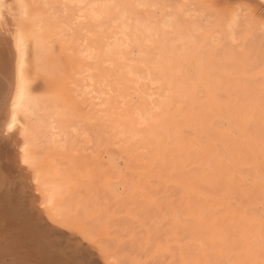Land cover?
I'll return each instance as SVG.
<instances>
[{"label":"rangeland","instance_id":"obj_1","mask_svg":"<svg viewBox=\"0 0 264 264\" xmlns=\"http://www.w3.org/2000/svg\"><path fill=\"white\" fill-rule=\"evenodd\" d=\"M78 1L87 6L90 2V0ZM119 1L123 0H116V2ZM30 2L24 9L23 15H27H24L25 22L22 19L23 15L20 16L21 19H18L19 15L16 13L12 0H4L3 5L5 6L1 8L0 26L3 30L9 23L15 22L14 25L19 24L18 26L27 29L30 25L28 23L33 20L30 16L35 17L34 12L39 18L41 17L45 26L46 39L35 47L39 54L31 52L34 48V45L30 47L31 41L29 42L30 48L27 49V69L32 76L31 88L34 98L32 100L36 103V110L34 103L33 105L34 110L37 111V113L34 111L35 115L33 114L34 116L30 119L29 134L33 137L32 141L35 140L34 145L31 143L30 147H33L32 153L36 157L33 159L36 167L39 166L38 170L48 173L50 178L55 180V189L57 188L55 201L60 211L56 218L47 217L36 211H33L34 214H32V208L28 207L30 204L27 202L29 200L27 188L19 190L23 187L22 181L19 182L13 178L15 182L17 180L14 183L12 175L4 173L6 162L3 163L2 160L5 159L2 158V155L4 148L7 146L8 149L9 146L7 142H0V168L2 170L0 180L1 178L5 179L4 184L0 183V185L2 188L3 185L5 187L6 180H8L7 185L8 182L10 183L8 186L6 185V188L9 187V189H0V191H4V193L0 192V227L5 224L0 228V264H56V261L62 258L61 251L64 248L76 244L84 238L88 240L85 251L86 259L90 264H264V195L262 198L257 196L253 188V191L249 190L246 195L239 196L240 211L236 213L214 212L215 214L212 212V215H206L207 218L203 213L198 217L197 212L189 211L190 207L186 208V205L190 204L195 207L196 203L202 201V205L206 203L203 205L205 206L210 202L209 197H207L208 202H205L206 199L203 198V195L199 196L200 200L194 196L185 198L177 187L170 186L167 189L168 186L160 185L158 180L155 181L154 177L152 178L150 172L149 177L140 181L134 171L139 167L138 160H144L147 155L143 147L147 144V138H159L162 134L159 127L154 128V125L158 123V117L156 120L155 117L162 104L173 94L172 89L169 88L173 86V82L183 83L182 94L187 95L196 89L200 98L207 100L216 97L219 93L224 96L222 91H226V84H223V77H220V69L239 72L231 74L232 77L237 74L242 75L240 72H246L249 76L254 72L264 71V33H260L256 29L257 33L263 35L253 34L255 28H252L253 23L255 26L257 24L255 19L254 22L252 21L253 16L258 17L264 9L254 11L255 13L249 9L247 11L244 6L247 0H137L135 5L143 4L147 7H133L128 9L126 14L115 11V15L111 19L107 18L109 21L106 24V18L99 22L94 20L93 10L84 8L85 6L77 9L71 7L73 0H31ZM105 2H110V0ZM65 4L69 5L67 12L63 7ZM232 7L233 10H237H234L236 12L233 16L236 18L235 24L233 23L235 28H232L234 31L232 30L230 35H227L228 39L223 40V33L219 30V20L221 16L223 17V10ZM81 12L82 14H79ZM249 12L252 15L248 14ZM125 15L127 20H125ZM74 18L76 19L74 20ZM177 18L182 24L177 23ZM3 20L7 24H3ZM6 20L10 22L8 23ZM15 20H18L19 23ZM12 23L11 25H13ZM111 30L114 35L108 32ZM108 34L113 37H109L106 42V46L109 48L106 46L102 48V44L104 45L105 42H101L107 40L106 35ZM138 37L144 40H140L142 43L145 42L144 45L138 43ZM112 39L114 40L112 41ZM157 43H159L158 47ZM115 46L120 47L119 50L116 49V52L115 49H112L116 48ZM101 50L105 51L101 55L103 60L108 57L112 58L113 52L118 57L122 56L127 59H124V62H122L123 59H120L121 57L119 58L121 61L117 59L122 65L119 67L121 71H127L124 74H128L126 77L130 79V83H133L136 94L139 96L131 105L130 111L135 119L130 124L129 131L124 130L120 119L113 122L111 118L112 114L110 115L108 109L110 103L107 100L110 97L109 94L115 92L112 84L115 81H109L108 74L99 68L100 60L97 62V59H100ZM111 50L113 51L110 52ZM106 52H110L109 56H106ZM124 53H126L125 56ZM75 54L79 56L76 57ZM82 56L85 61L81 58ZM116 57L115 60L112 58L115 63L109 59L110 63L107 62L104 65L111 64L110 68H112L114 64H118ZM77 60L82 63L79 61V65L76 64ZM125 62L127 64L124 69L122 63L125 64ZM78 67L80 69H77ZM97 74L100 77L101 74L102 76L104 74L109 86L103 82L105 80H102V77L98 76L96 79ZM251 75L250 77H252ZM241 79L246 80L247 78L243 79L242 77ZM250 84L252 85V82ZM230 95L229 99L237 103L235 95ZM105 98L107 99L105 100ZM104 106V110H108V115L111 116L109 119L103 110ZM122 106L125 107L124 104ZM40 113L45 119L40 117ZM35 119L36 123L40 119L38 121L40 126L35 124L33 121ZM224 123L225 127L224 125L222 127L225 128L227 140L223 142L226 151L223 153V157L224 159L230 157L235 168L239 166L238 168L241 167L240 169L245 171L247 165L243 163L245 159H248L246 152H249L252 143L249 141L257 139V132L250 127L240 136L242 132H239L235 126L226 127V122ZM111 124L112 126H110ZM113 124L116 127L112 130ZM32 128L36 129L35 137L33 136L34 132L31 131ZM117 129H120L119 132ZM36 131L39 133L37 134ZM246 135L248 136L246 137ZM228 140L232 143L231 148L227 145ZM244 147L246 148L244 149ZM110 149L112 152L109 151ZM132 154L134 155L132 156ZM239 155L240 157H238ZM224 159L218 160L221 162H215L217 166L213 169L215 172L213 176L216 178L220 173L222 174L219 165H222ZM142 169L147 168L143 167ZM131 179L132 181H129ZM11 189H13V193ZM24 190L26 191L24 192ZM16 191L26 194H24L25 196L22 194L23 197L18 193L19 199L18 194L14 193ZM143 193H148L147 195H151L152 198L143 199L145 197ZM12 194H15L14 196L19 199V202ZM168 195H171V198L170 196L167 198ZM2 196L4 199L1 198ZM21 197L23 199L27 197V201ZM149 199L153 200L155 204L149 205ZM258 200L260 201L258 202ZM9 201L14 206L11 207ZM13 202L15 203L13 204ZM154 207L155 211L152 210ZM28 208L31 212H28ZM9 209L12 213L8 211ZM15 209L19 211L16 212ZM176 209L179 213L182 212L180 214L182 217H180L179 223L177 222L172 228L167 227V224L161 219L162 215L159 210L169 212ZM155 214L159 216L157 217ZM185 214L188 216L186 217ZM27 215L30 217L28 218ZM40 216L42 217L40 218ZM197 217L198 219H196ZM183 220L184 222H182ZM199 220L201 222H198ZM225 221L228 223L225 225L229 226L228 228L221 224ZM51 226L55 227V243L49 239ZM5 240L7 242H4ZM241 240L245 243H242Z\"/></svg>","mask_w":264,"mask_h":264},{"label":"bare ground","instance_id":"obj_2","mask_svg":"<svg viewBox=\"0 0 264 264\" xmlns=\"http://www.w3.org/2000/svg\"><path fill=\"white\" fill-rule=\"evenodd\" d=\"M30 1L29 0H12V2L14 4V8H16L15 10L17 11V12L15 11V12L19 15L18 19H21L22 15L24 13V9H25V7H27L26 5L29 4ZM32 1H34V0H32ZM84 1H86V0H84ZM97 1L99 2V4H102L103 2L108 1V0H90V2L92 4L98 3ZM136 1L137 0H123V1H119V2L121 4L135 5ZM90 2L88 3V6L91 5ZM3 3H4V0H0V17H1V12H2L1 8L2 7L4 8V6H5V5H3ZM244 4H245L244 6H246V10L249 9L253 13H255L254 11L261 10V8L264 9V0H247V2H245ZM88 6L85 5L84 8L87 7V9L93 10V13H95L96 15H100L101 12L103 11V9H98V8L92 9V8H89ZM11 8L12 7L10 6V10L12 11ZM132 8L133 7H130L129 10ZM238 9L240 10V8H238ZM234 10H236V9H234ZM234 10H233V7L228 8V9L225 8L223 10V17L221 16V19L219 20L220 21V26H219L220 29L219 30H220V32L223 33V35H222L223 40H227L228 39L227 35L228 34L230 35L231 31L233 30L232 28H235V27H233V23L235 24L234 21L236 18H234L233 16L235 15V12L237 10L236 11H234ZM244 10H245V8H244ZM249 10H247V11H249ZM137 12L140 13V11H137ZM232 12H233V14H232ZM240 13H241V11H240ZM14 14L15 13L13 12V15ZM36 14L37 13L34 12V16H35L34 18H33V15L31 14L32 16H30V17L33 20L29 18L32 21L30 23L27 22L28 24H30L27 29H26V27L18 26L19 24L14 25L13 23H15V22H13V23L11 22L13 24V25H11V23H9L10 21L8 22V20L10 19L9 17H8L9 19L6 21L9 23L10 26L7 25L9 27L6 26L3 28V30L1 29V26H0V142H3V141H4V143L7 142L8 146H9L8 149H7V146L4 148L5 150L3 151V155H2L3 156L2 158L5 159V160H2L3 163L6 162V165L4 164L6 166L4 173H5V175L6 174L12 175L11 176L12 179L15 178L19 182L22 181L21 183L23 185L18 184V185L23 186L19 190H22L23 188L24 189L27 188L26 189V190H28L27 197H29V200L27 201V197H26V199L25 198L24 199H25V201H27L30 204L29 205L26 203L27 205H29L28 207L32 208V214H34L33 211H36L39 214L45 215L47 217L56 218V216L58 215V212L60 210H58V208L56 206V201H55L56 196H57L56 195L57 194V191H56L57 188L55 189V180L52 177L50 178L48 173L41 172L38 170L39 166L36 167V165L34 163V159H33L35 157V156H33V153H32L33 147L32 148L30 147V144L31 143L33 144V142L35 141V140L32 141L33 137L31 136V134H29L30 119L32 116L35 115V113H37V111H35L36 110V105H35L36 103H34L33 102L34 100H32V99H34L33 94H32L33 93L32 88H31L32 76L30 75L31 73H29V71L27 69V66H28L27 49L29 47V42L31 41L33 44L31 43L30 47L32 45H34V48L33 49L31 48L32 49L31 52L33 51V53H35L36 55H37V53L39 54V51L37 49H36L37 50V52H36L35 47H37L38 44L40 45V42H42V40L46 39L45 38L46 37L45 36L46 35L45 34V26L41 21V17L39 18ZM79 14H82V12ZM248 14L252 15V13H250V12ZM24 15H26V14H24ZM114 15H115V10H113L111 16L105 17L106 18V20H105L106 24H108V21H109L108 19H111V17H113ZM251 15H249V16H251ZM254 16H253V20H252V17H250L251 18L250 20H252L254 22V19H255L257 24L255 26V23H253L251 21L253 23V25L255 26V27L252 26L253 29L255 28L254 29L255 31H253L254 33L253 32L252 33L258 34L259 36L260 35L262 36L263 34L257 33L258 32L257 30H259L260 33L261 32L264 33V11L259 13L258 17L257 16L254 17ZM92 17H93V14H92ZM256 17H257V19H256ZM76 18H74V20ZM1 19H2V17H1ZM22 19L25 21V16H24V18L22 17ZM15 21L17 23H19L18 20H15ZM123 21H125V20H123ZM237 21H238V19H237ZM3 24H7V23H5V21H4ZM236 25H237V23H236ZM117 29H118V27H117ZM112 31L113 30L108 31V32L112 35L113 34ZM235 31H236V29H235ZM121 32H122V30H121ZM133 33H134V30H133ZM111 35H109V34L106 35L107 40L105 39L106 41L104 40L103 42H101V43L105 42L104 45L102 44V48L107 45L106 42L108 41V38L111 37ZM95 36H96V34H95ZM106 37H104V38H106ZM111 38H113V37H111ZM113 40L114 39H112V41ZM140 40H143V39H139V37H138V43L141 45H144L145 42H143L144 43L143 44L142 41H140ZM203 40H205V38ZM158 44L159 43H157L156 46ZM205 45H207V44H205ZM108 46H110V45H108ZM107 48H109V47H107ZM118 48H120V47H118ZM118 48L116 47V48H112V49H115L114 51L116 52L117 50H119ZM34 50H35V52H34ZM121 50L122 49H120V51ZM148 50H149V48H148ZM96 51H98V50L96 49ZM112 51L113 50H111L110 52H112ZM91 52L93 53V50H91ZM110 52H106V54H107L106 56H109L108 54ZM115 52L112 53L113 54L112 56L110 54V56L112 58H114V60H115V57L117 56V54ZM122 52H123V50H122ZM122 52H121V55H122ZM102 53L104 54L105 51H102L99 55L100 59H97V62H98V60H100V62H103V63L98 62L99 68L101 69V71L104 70V72L106 74H108L107 77L109 78V81H111V82L115 81L112 83L114 86L113 88H115V90H113V91H115V92L117 91V93L114 92L115 94L110 93L109 94L110 97L107 100L108 103H110L108 106V109L110 110V115L112 114L111 115L112 117L108 115V113H109V112H107L108 110L107 111L104 110L105 106H104L103 110L106 112L105 114H106V117L108 116V119H109V117H111L113 122L115 120L120 119V121L122 122V126H124V130L129 131V129L131 127L130 124H132L133 120L135 119V118H133V114L130 111L131 107H132L131 105L133 102L136 101V99L139 96L136 94V89H134V86L132 85L133 83H130V79L126 77V76H128V74L127 75L124 74V72L127 73V71L124 70L125 69L124 67H126L125 65L127 64L126 63L127 61L125 62V64L122 63L124 69L122 67H121V69L124 71H121L120 67H119L121 65L119 60L123 59L122 62H124V59L126 57L124 58V57L120 56L121 57L120 58L117 56L118 58L116 57V63H118V64H114V66L112 68H110L111 64H109V66L108 65L105 66L104 63H107V62L110 63L109 59L112 60V63L113 62L115 63V61H113V59L109 58V57H108V59L106 58V60H103V56H101ZM119 53L120 52L118 51V54ZM239 53H241V52L239 51ZM115 54H116V56H114ZM125 54L126 53H124L123 55L125 56ZM75 56L78 57L79 55L75 54ZM95 57H96V55H95ZM95 57H93V58H95ZM101 57H102V59H101ZM81 58H83V60H84L83 56ZM85 58H86V56H85ZM88 58H89V56H88ZM147 58H146V60H147ZM117 59H119V60H117ZM32 60H33V58H32ZM83 60L81 59V61H83ZM125 60H127V59H125ZM79 61L77 60L75 63L78 64ZM81 61H80V63H82ZM229 61H231V60H229ZM86 62H88V61H86ZM31 67H32V65H31ZM87 68H89V67H87ZM77 69H80V68L78 67ZM90 69H92V68H90ZM217 69H218V67H217ZM96 71L98 72V70H96ZM119 71H121V72H119ZM104 72H102V73H104ZM219 72H220V77L221 78L223 77V84H226L225 85L226 91H222L224 96L220 95V93H219L218 95H216V97H213V98H210L207 100H203L202 97L200 98L197 91H195L196 90L195 88H194L195 90L191 91V93L189 92L187 95H185V93L182 94L181 90H183V87H184L183 83L180 84V82H177V81L173 82L174 83L172 86L173 88L171 86L169 87L170 89H172L173 94H171L170 98L164 104H162V106L159 110V113L155 117V120L158 117V123L156 125H154V128L159 127L161 129L162 134L160 135L159 138L158 137L157 138H151V137L147 138L146 143L148 145L145 144V146H143L144 149L146 150L147 155L145 156L144 160H140V159L138 160L137 165H139V167L134 169V171L136 172L135 174L137 176H139L140 181L144 180L145 177H149L150 175H152V178L154 177L155 181L158 180V183H160V185H162L164 187L168 186L167 189L170 186L177 187L178 189H180L181 195L184 196L185 198L186 197L188 198L189 196H194L197 200H200L201 198L199 196L203 195L204 196L203 198L206 199L205 202H208L207 197H209L210 202H208L207 205H205V206H203L204 204H206V203H204V200H203V203H204L203 205H202V201L200 202L201 204L196 203L195 207H193V205L191 206L190 204L186 205V208L190 207L188 209L189 211L197 212L198 217H200L204 213L205 218H207L209 215H212L214 212L215 213L216 212L217 213L218 212L236 213V212L240 211L241 207L238 203L239 196L246 195L247 191L252 190L253 188L255 189L256 192L255 191L254 192L257 196L262 198L264 195V71L254 72L252 75L250 74L252 77H250V75L247 76L246 72H240L243 76L237 74V75H235V77H232L231 74L239 73V72L235 73V70H234V72H232V70L220 69ZM250 73H251V71H250ZM98 76L99 75L97 74V76L95 78L98 79ZM101 77L100 78L102 80H105L104 74H103V76L101 74ZM242 77H243V79H246V78L247 79L242 80L241 79ZM225 78H226V80H225ZM105 81H103L105 84L109 83V82H107V80H105ZM99 82L102 83V81H99ZM111 82H110V85H111ZM249 82L250 83L252 82V85ZM188 85H189V83H188ZM107 86H109V84ZM160 87H162V86H160ZM197 87H198V85H197ZM209 90L211 91L212 89L210 88ZM206 91H208V90H206ZM230 94H233V96L235 95V98H237V103H234V101L232 99H229L231 97ZM106 99L107 98H105V100ZM33 103L35 105V110H34ZM123 104L125 105V107L122 106ZM138 104H140V103L138 102ZM39 109L40 108L38 107V110ZM34 111H35V113H34ZM41 113H40V117L42 116ZM43 118L45 119V117H43ZM33 121L35 122V124H38V121H40V119L37 120V123H36V119ZM120 121H119V123L121 124ZM113 122H111V123H113ZM224 122H226V127L232 125V126H235L237 128V130H239V132H242L240 134V136H242L245 131L247 132L248 128H250V127H252L254 129V131L257 132V135H256L257 139L249 141L252 143H251V146L248 150L249 152H246L248 159H245L244 163H243V164L247 165L245 171H242L240 169L241 167L238 168L239 166L237 168H235L234 162L231 160L230 157L228 159H224V157H223L224 156L223 153L226 152L224 149V146H223V142H225L227 140L225 128H224L225 127ZM120 124H119V126H120ZM34 125H32V127L35 128L36 125L35 126ZM42 125H43V122H42ZM223 125H224V127H222ZM110 126H112V124ZM110 126H109V128H110ZM113 126L114 127H111L112 130H113V128L116 127L114 124H113ZM232 126H231V128H232ZM38 129H37V131H38ZM35 130L33 128L31 129V131H33V132ZM119 130H118V132H119ZM121 131H122V129H121ZM112 132H114V131H112ZM34 133H33V136L35 137L36 133H35V135H34ZM38 133L39 132H37V134ZM42 133H44V132H42ZM46 133H47V131H46ZM135 133H136V131H135ZM111 134H113V133H111ZM117 134H119V133H117ZM120 134H123V133H120ZM247 136L248 135H246V137ZM253 139H254V137H253ZM233 140H235V139H233ZM227 145H228V147L231 148L232 143L230 140L227 141ZM245 146H247V145H245ZM245 148L246 147H244V149ZM109 151L112 152V149H110ZM114 151H115V149H114ZM243 152L244 151L242 150V154H243ZM108 153H110V152H108ZM134 154H135V152H134ZM134 154H132V156ZM242 154H240V155H242ZM205 155H207V156H205ZM240 155L238 157H240ZM129 156H131V155H129ZM222 158L224 159V162L222 163V165H219L221 168L220 170H221L222 174L220 173L218 175V177L216 178V176H213V174L215 173L213 171V169L215 168V166H217V165H215L216 164L215 162H217L218 160H222ZM25 161H27V163H25ZM58 161H59V159H58ZM218 162H221V161H218ZM129 164H131V163H129ZM127 165H128V163H127ZM124 167L126 168L125 165H124ZM129 167H131V166H129ZM143 167H145L147 169L143 170L142 169ZM129 169H131V168H129ZM217 169H218V167H217ZM0 170H1V168H0ZM149 172H150V175H149ZM0 174L2 175V170L0 171ZM112 174L114 175V173H112ZM3 176H4V174H3ZM108 176H109V174H108ZM7 178H8V176H7ZM10 178H8V179H10ZM123 178H124V176H123ZM12 179H10V180H12ZM17 180H16V182H17ZM146 180H147V178H146ZM7 181L8 180H6L5 187L3 185V188H2V186L0 185V189L1 188L2 189L5 188L6 190H7V188L9 189V187L6 188ZM13 181H14V179H13ZM129 181H132V179ZM4 182H5V179L1 178L0 183L4 184ZM10 182H12V181H10ZM16 182L14 181V183H16ZM9 184L10 183L8 182V185ZM153 184H154V182H153ZM13 185H15V184H13ZM15 188H13V189H15ZM13 189H11V192ZM58 189H60V188H58ZM26 190H24V192ZM0 192H2V191H0ZM2 193H4V191ZM14 193H16V194L19 193L21 195L23 194V192L20 193V191H18V192L16 191ZM19 194H18V197L20 199ZM24 194H26V193H24ZM147 194L143 193V195H145V197H143V199L145 198V200H146L147 198H152L151 195H147ZM14 195L15 194H12L13 197L17 198ZM3 196L1 198L4 199ZM9 196H10L9 198H11V195H9ZM169 196L171 198V195H168L167 198ZM257 196H255V197H257ZM247 198H249V197L247 196ZM7 199H8V197H7ZM19 199H18V202H19ZM254 200H255V198H254ZM260 200H258V202ZM13 201H15L14 198H13ZM6 203H5V205L7 206L8 203L7 204ZM14 203L15 202H13V204ZM11 204L12 203L10 202L11 207L14 206ZM17 204H19V203H17ZM26 204H25V206H26ZM148 204L152 206L155 204V202L153 200L149 199ZM247 204H249V203H247ZM10 206L8 205V207H10ZM15 206H17V205L15 204ZM11 207H10V209H11ZM3 208H4V206H3ZM10 209L8 211L12 213V211ZM154 209H155V207L152 210H154ZM180 209H182V208H180ZM15 210H13V211H15ZM26 210H27V208H26ZM18 211L16 210V212H18ZM29 211H30V209L28 208V212ZM154 211H152V212H154ZM248 211H250V210H248ZM36 212H35V214H36ZM159 212L162 215L161 219H163L164 223L167 224V227H171V228L174 225H176L177 222L180 221L179 220L180 217H182L180 215V214H182V212L179 213V211L177 209L169 211V212H167V210H159ZM20 213H21V211H20ZM20 213H18V214H20ZM38 213L36 215H38ZM21 214H23V213H21ZM157 214H159V213H157ZM157 214H155V215L158 217L159 215H157ZM152 215H154V214H152ZM206 215H208V216L206 217ZM14 216H16V214H14ZM19 216H21V215H19ZM187 216H188V214L186 215V217ZM226 216H227V214H226ZM226 216H224V218H227ZM29 217H30V215L28 216V218ZM41 217L42 216H40V218ZM198 217L196 219H198ZM231 218H233V217H231ZM4 219H3V222H4ZM161 219H159V220H161ZM183 219H184V217H183ZM27 220H25V221H27ZM182 222H184V220ZM198 222H201V220H199ZM225 222L224 223L221 222V224H223L224 227L228 228L229 226H225L228 223L226 222V224H225ZM18 224H20V223H18ZM221 224H219V225H221ZM3 225H5V224H3ZM21 226H23V225H21ZM248 226H249V223H248ZM220 227H222V226H220ZM24 228H22V229H24ZM188 228H190V227H188ZM12 229H14V228H12ZM148 231H149V229H148ZM4 233H5V231H4ZM215 237H217V236H215ZM9 240H11V239H9ZM11 241H13V240H11ZM4 242H7V241L5 240ZM242 243H245V241L244 242L242 241ZM9 244H11L10 241H9ZM168 247H169V245H168ZM244 247L246 248V246H244ZM23 249H24V244H23ZM165 249H167V248L165 247ZM169 250H170V248H169ZM225 250H226V248H225ZM160 251H162V250H160ZM242 253L244 254V252H242ZM242 253H240V254H242ZM236 260H237V258H236ZM256 263H257V261H256Z\"/></svg>","mask_w":264,"mask_h":264},{"label":"snow or ice","instance_id":"obj_3","mask_svg":"<svg viewBox=\"0 0 264 264\" xmlns=\"http://www.w3.org/2000/svg\"><path fill=\"white\" fill-rule=\"evenodd\" d=\"M85 5L81 2H78V0H73L71 7L73 8H83ZM45 7H48V5H45ZM65 8V12H67V8L69 5L65 4L63 6ZM88 7L92 9H103L100 15L93 14V18L96 21H101L105 17L111 16L113 10H115L117 13H127V10L130 7H140L145 8L147 5H127V4H121L116 2V0H110V2H105L103 4H91ZM125 20H127L125 15ZM177 23L182 24V22L177 18ZM27 163V161H25ZM49 239L55 243V227L51 226V231L49 233ZM88 244L87 238H84L80 240L76 244L69 245L68 247L64 248L61 251V259L56 261V264H90V262L86 259V251L85 246Z\"/></svg>","mask_w":264,"mask_h":264}]
</instances>
